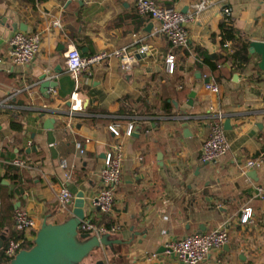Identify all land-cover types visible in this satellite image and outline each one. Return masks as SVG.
Returning <instances> with one entry per match:
<instances>
[{
	"label": "crops",
	"instance_id": "0c3cea01",
	"mask_svg": "<svg viewBox=\"0 0 264 264\" xmlns=\"http://www.w3.org/2000/svg\"><path fill=\"white\" fill-rule=\"evenodd\" d=\"M154 1L186 14H193L199 2ZM207 1V10L188 25L189 47L175 49L167 38L154 35L158 24L137 13V0H91L87 5L0 0V234L7 243L18 237L33 243L45 221L68 220L80 192L85 193L87 211L102 188L105 156L120 142L125 160L113 212L96 213L93 219L120 230L83 264H182L167 252V243L220 225H226L230 240L202 264H264V199L259 195L264 167L252 170L256 180L244 168L247 160L264 154L261 56L249 52L247 64L233 69L220 63L215 72L204 64L208 58L232 57L239 44H247L249 51L252 42L264 41V0ZM226 8L230 16L223 14ZM56 21L61 29L54 27ZM228 29L234 39H226ZM14 31L42 37L41 51L28 66L7 60ZM144 44L150 51L137 57L131 73L114 59L98 66L78 90L80 102L70 115L75 82L66 66L69 50L77 48L89 57L124 47L136 51ZM168 54L176 58L173 74L167 69ZM208 78L220 87L219 96L206 90ZM45 82L52 86L44 92ZM210 106L224 114V127L230 120L232 128L225 130L229 152L216 167L200 163L211 131ZM47 120L54 123L47 126ZM12 123L21 124L22 130L14 131ZM130 123L135 126L132 138L124 135ZM111 125L120 126V140L109 131ZM17 159L30 167L13 166ZM62 187L74 196L68 211L58 202ZM18 208L35 219V230H15ZM246 208L253 209L251 224L241 222Z\"/></svg>",
	"mask_w": 264,
	"mask_h": 264
},
{
	"label": "built area",
	"instance_id": "2783aa9c",
	"mask_svg": "<svg viewBox=\"0 0 264 264\" xmlns=\"http://www.w3.org/2000/svg\"><path fill=\"white\" fill-rule=\"evenodd\" d=\"M84 5L90 4L91 0H69ZM209 2L207 0H199L194 6L193 14H186L174 8H165L159 6L154 0H137V13L143 17L150 18L157 22L158 27L155 29L154 35H162L167 38L168 42L175 49H185L190 44V34L188 30L189 23L193 22L199 14L207 10ZM223 14L230 16L231 10L224 9ZM54 27L62 28L59 21L54 22ZM136 37V36H135ZM42 48V37L39 34H27L25 32L16 31L9 40V50L7 60L18 66H28L32 64L39 55ZM150 51L149 46L144 44L138 50H129L127 47L114 49L111 51H101L93 56L83 57L80 50L73 48L66 54L67 71L75 82V92L71 98V103H75L73 111L76 109L78 100V90L82 84L89 82L94 75L95 69L107 60H117L123 72L131 73L138 63V56L147 54ZM176 58L173 54L166 57L167 69L170 74L174 73ZM3 60H0V64ZM236 64H239L238 62ZM205 83V88L215 96L220 95V87L210 78ZM52 91V90H51ZM208 117L211 120V131L208 138L203 142L200 163L202 165L217 166L223 158L228 154L230 145L226 137L224 127V114L217 111L214 106H210ZM109 131L115 139L120 140L123 135L119 125H111ZM135 133V126L130 123L124 135L132 138ZM78 150H82V144L76 145ZM125 160L123 146L117 142L112 146L106 154L100 170L102 188L90 202V207L85 210L86 218L89 222L81 224V233L96 235L98 237L114 234L120 230L119 226L107 228L99 226L93 222L94 214L109 215L113 212L115 205L116 189L122 182V171ZM13 166L30 167V164L24 160H14ZM264 167V154L257 158L249 159L245 162V171H252ZM63 170L67 169L65 162L61 163ZM69 179L70 176L66 175ZM261 199H264V191L259 189ZM58 202L63 210H69V206L73 203L74 196L65 187H62L57 194ZM2 211V201L0 200V216ZM14 227L18 233L35 230L37 223L28 212L23 209H16L13 215ZM241 222L243 224H251L254 222V213L252 208H246L242 212ZM1 223V220H0ZM230 240L229 230L226 225H220L211 232L198 233L185 236L180 240L167 243L166 250L169 254H173L177 261L182 264H202L212 253L220 252L228 244ZM27 241L24 238H10L4 250L5 256L13 260L16 255L24 250ZM152 258H157L153 255Z\"/></svg>",
	"mask_w": 264,
	"mask_h": 264
},
{
	"label": "water",
	"instance_id": "95a60500",
	"mask_svg": "<svg viewBox=\"0 0 264 264\" xmlns=\"http://www.w3.org/2000/svg\"><path fill=\"white\" fill-rule=\"evenodd\" d=\"M7 28L12 30L13 26L8 24ZM249 52L252 55L258 54L261 56L259 67L264 71V41L252 42ZM46 78L44 76L41 80L45 81ZM208 82L209 79H206L205 83ZM42 85L44 92L52 86L50 82H45ZM194 98L195 92L190 95L189 106H193ZM52 123H54V120L46 121L47 126ZM257 127L261 128L260 125ZM231 129L230 120H227L225 130L229 131ZM1 130L2 127L0 126ZM248 176L256 180L257 172L251 171L248 173ZM85 207V193L80 192L75 199L71 217L62 224H50L45 221L37 232L33 242L34 246L29 250L24 249L20 251L10 264H83L95 251L101 249L103 246H108L110 234L98 237L80 232L81 224L89 222L88 218H86ZM5 240V236H0V250ZM100 264L102 263L100 262Z\"/></svg>",
	"mask_w": 264,
	"mask_h": 264
},
{
	"label": "trees",
	"instance_id": "16d2710c",
	"mask_svg": "<svg viewBox=\"0 0 264 264\" xmlns=\"http://www.w3.org/2000/svg\"><path fill=\"white\" fill-rule=\"evenodd\" d=\"M227 32L228 33L226 34V39H234L232 30L228 29ZM236 48H237L236 52L233 54L232 57L217 56L215 60H211L210 58H208V59H205L204 64L207 65L208 68L210 69V71H212V72L217 71L218 65L220 63H222V64L228 63V64H230V66L233 69H236L237 66H241V65L247 64L249 62L248 45L247 44H239ZM232 61L234 62V64H231ZM237 62L239 64H236ZM174 72H175V70H174ZM11 128L14 131H21L22 130V125L21 124L12 123L11 124ZM1 231H2V224L0 223V233H1ZM0 236H5V234L2 233V234H0ZM6 246H7V238H6L5 242H4L3 247L0 250V264H10V262L12 261V260L8 259L5 256V254H4V250H5ZM33 246H34V243L26 244L24 249L29 250Z\"/></svg>",
	"mask_w": 264,
	"mask_h": 264
}]
</instances>
